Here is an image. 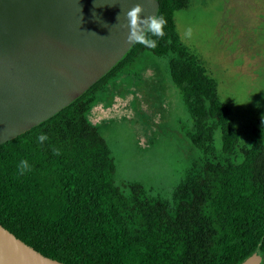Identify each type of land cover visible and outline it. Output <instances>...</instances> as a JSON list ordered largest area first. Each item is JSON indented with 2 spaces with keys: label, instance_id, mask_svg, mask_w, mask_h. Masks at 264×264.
Wrapping results in <instances>:
<instances>
[{
  "label": "trees",
  "instance_id": "trees-1",
  "mask_svg": "<svg viewBox=\"0 0 264 264\" xmlns=\"http://www.w3.org/2000/svg\"><path fill=\"white\" fill-rule=\"evenodd\" d=\"M158 1L165 34L145 33L155 48L135 43L74 102L0 145V223L65 264H241L255 252L264 264V142L241 145L215 81L182 44L174 13L190 0ZM146 51L171 55V78L192 118L184 131L202 155L171 200L138 183L127 193L118 187L109 145L87 119L97 93Z\"/></svg>",
  "mask_w": 264,
  "mask_h": 264
},
{
  "label": "rangeland",
  "instance_id": "rangeland-1",
  "mask_svg": "<svg viewBox=\"0 0 264 264\" xmlns=\"http://www.w3.org/2000/svg\"><path fill=\"white\" fill-rule=\"evenodd\" d=\"M182 44L198 59L230 110L241 145L264 142V0H190L174 13ZM144 52L100 90L87 119L106 139L115 183H138L171 200L202 155L187 138L192 118L174 84L169 60ZM222 153L221 131L214 136Z\"/></svg>",
  "mask_w": 264,
  "mask_h": 264
},
{
  "label": "water",
  "instance_id": "water-1",
  "mask_svg": "<svg viewBox=\"0 0 264 264\" xmlns=\"http://www.w3.org/2000/svg\"><path fill=\"white\" fill-rule=\"evenodd\" d=\"M138 3L142 15H158V0H0V145L60 112L115 67L135 45L121 9ZM262 261L255 252L241 264ZM0 264L65 263L0 223Z\"/></svg>",
  "mask_w": 264,
  "mask_h": 264
},
{
  "label": "clouds",
  "instance_id": "clouds-1",
  "mask_svg": "<svg viewBox=\"0 0 264 264\" xmlns=\"http://www.w3.org/2000/svg\"><path fill=\"white\" fill-rule=\"evenodd\" d=\"M124 15L127 20V27H128V41L133 44H141L148 48H155L157 46V42L154 39L146 38L145 33H150L152 36L155 37H163L164 36V26L166 21L162 16H156L154 14L151 15H142L144 8L142 4H136L133 7L124 11ZM120 13V15H121ZM118 16V18L120 17ZM143 25H147V28H143ZM47 139V136L42 134L37 137L38 142H43ZM22 168H27V162H21Z\"/></svg>",
  "mask_w": 264,
  "mask_h": 264
}]
</instances>
